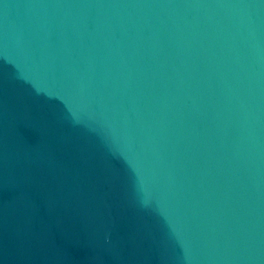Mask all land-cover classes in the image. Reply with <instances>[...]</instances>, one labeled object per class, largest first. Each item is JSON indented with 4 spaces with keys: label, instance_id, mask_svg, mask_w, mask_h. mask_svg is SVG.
<instances>
[{
    "label": "water",
    "instance_id": "1",
    "mask_svg": "<svg viewBox=\"0 0 264 264\" xmlns=\"http://www.w3.org/2000/svg\"><path fill=\"white\" fill-rule=\"evenodd\" d=\"M0 264H264V0H0Z\"/></svg>",
    "mask_w": 264,
    "mask_h": 264
}]
</instances>
